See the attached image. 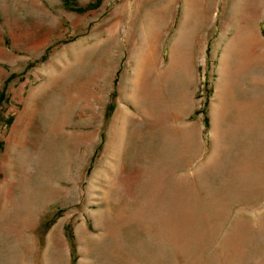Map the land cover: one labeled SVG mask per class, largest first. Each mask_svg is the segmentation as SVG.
I'll return each instance as SVG.
<instances>
[{"label": "rangeland", "instance_id": "rangeland-1", "mask_svg": "<svg viewBox=\"0 0 264 264\" xmlns=\"http://www.w3.org/2000/svg\"><path fill=\"white\" fill-rule=\"evenodd\" d=\"M0 264H264V0H0Z\"/></svg>", "mask_w": 264, "mask_h": 264}, {"label": "bare ground", "instance_id": "bare-ground-1", "mask_svg": "<svg viewBox=\"0 0 264 264\" xmlns=\"http://www.w3.org/2000/svg\"><path fill=\"white\" fill-rule=\"evenodd\" d=\"M231 55H234V53L233 54H231ZM184 57V56H183ZM188 60V59H187ZM189 60H190V58H189ZM227 62V61H226ZM144 76V75H143Z\"/></svg>", "mask_w": 264, "mask_h": 264}]
</instances>
